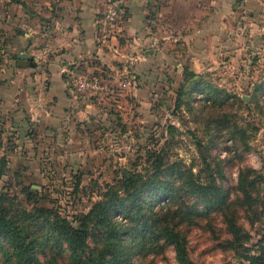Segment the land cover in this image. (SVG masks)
Returning a JSON list of instances; mask_svg holds the SVG:
<instances>
[{
  "label": "rangeland",
  "instance_id": "obj_1",
  "mask_svg": "<svg viewBox=\"0 0 264 264\" xmlns=\"http://www.w3.org/2000/svg\"><path fill=\"white\" fill-rule=\"evenodd\" d=\"M118 40L125 42L121 31ZM146 48L155 52L147 57ZM210 50L202 60L193 55L194 47L180 42L162 52L151 43L139 54L122 46L121 57L108 52L104 65L90 69L107 85L103 91L74 90L72 101L48 118L47 107L31 117L19 113L15 122L1 114L0 190L27 208L46 206L73 220L88 212L123 170L148 171L155 154L202 181L211 173L225 189L235 185L243 167L264 175V93L256 92L264 82V62L255 48L228 62L218 48ZM25 189L36 199L28 200ZM241 222L251 235V253H259L264 214L243 216ZM179 228L198 263L248 264L233 251L217 248L208 230L188 221ZM140 264L178 263L167 246Z\"/></svg>",
  "mask_w": 264,
  "mask_h": 264
},
{
  "label": "trees",
  "instance_id": "obj_2",
  "mask_svg": "<svg viewBox=\"0 0 264 264\" xmlns=\"http://www.w3.org/2000/svg\"><path fill=\"white\" fill-rule=\"evenodd\" d=\"M126 15L125 10L124 19ZM98 63L105 64L95 58L69 65L65 78L72 92L76 89L70 85V71L99 76L90 70ZM34 64L30 58L17 61L18 67ZM257 91L264 93V82ZM151 158L148 171L123 170L98 193L89 211L73 220L46 206L27 208L0 190V264H140L147 254H163L167 246L173 247L178 264H200L189 255L179 228L183 221L211 232L217 248L233 251L248 264H264V249L251 253V235L241 222L243 216L264 214L263 174L243 167L235 185L225 189L211 173L202 181L174 163L165 165L161 155ZM24 195L28 200L37 197L30 189Z\"/></svg>",
  "mask_w": 264,
  "mask_h": 264
},
{
  "label": "crops",
  "instance_id": "obj_3",
  "mask_svg": "<svg viewBox=\"0 0 264 264\" xmlns=\"http://www.w3.org/2000/svg\"><path fill=\"white\" fill-rule=\"evenodd\" d=\"M107 1L0 0V115L15 122L19 113L31 117L47 107L48 118L72 101L65 78L69 65L109 60L96 41V22ZM116 1L127 12L118 28L125 38L117 39L120 47L139 54L151 43L162 52L180 42L194 47L193 55L202 60L218 48L225 62L255 48L264 62V3L259 0ZM151 52L155 49H144L147 57ZM22 53L34 66H17Z\"/></svg>",
  "mask_w": 264,
  "mask_h": 264
},
{
  "label": "built area",
  "instance_id": "obj_4",
  "mask_svg": "<svg viewBox=\"0 0 264 264\" xmlns=\"http://www.w3.org/2000/svg\"><path fill=\"white\" fill-rule=\"evenodd\" d=\"M259 1L264 3V0ZM124 16L125 8L116 0H108L96 22L97 43L107 52L119 57L122 54L118 42L116 43V39L119 33V25L124 20ZM133 61H129L130 66L133 65ZM70 85L78 91L101 92L107 88V85L102 83L100 76H91L79 70L70 71Z\"/></svg>",
  "mask_w": 264,
  "mask_h": 264
},
{
  "label": "water",
  "instance_id": "obj_5",
  "mask_svg": "<svg viewBox=\"0 0 264 264\" xmlns=\"http://www.w3.org/2000/svg\"><path fill=\"white\" fill-rule=\"evenodd\" d=\"M19 58L26 59V58H28V56H27V54L22 53L19 55Z\"/></svg>",
  "mask_w": 264,
  "mask_h": 264
}]
</instances>
